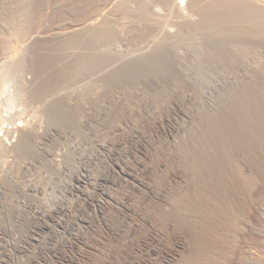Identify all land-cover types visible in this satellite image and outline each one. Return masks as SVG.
Wrapping results in <instances>:
<instances>
[{
	"label": "rangeland",
	"instance_id": "374dc122",
	"mask_svg": "<svg viewBox=\"0 0 264 264\" xmlns=\"http://www.w3.org/2000/svg\"><path fill=\"white\" fill-rule=\"evenodd\" d=\"M91 1L93 4H97L103 0ZM91 1H89L90 5L92 4ZM169 1L143 0L144 11L147 9L145 11L147 15H151L149 17L156 21V23L152 21L154 26L152 22L151 24L149 21L139 20L141 18L136 15L138 11H135V9L139 10L137 9L139 8V3L136 0H126L125 2L128 5L124 3L112 6L106 18L109 23L112 22L111 24L106 23L110 36L108 35L109 38L107 40L100 41L97 45L99 46L97 47L98 51H101L105 58L99 60L101 62L97 60L91 66L92 68L83 69L77 74L74 73L73 76L69 75L70 77L66 76L68 79L64 78L60 83L58 82L60 85L57 83L58 85L55 84V86L51 89L48 88L49 90L46 91L47 86H50L48 83H50L56 73L53 70L56 69L57 71L58 69L56 64L61 62L62 65L64 63L70 65L71 57L86 48L84 46L85 43H82L83 41L69 45V42L66 43L63 36L51 37L47 32L60 23H66L69 20H71L69 22H72V18L73 20L76 19L74 18L75 15L77 18L85 15L81 13L83 7L79 8V5H83L84 2L80 0H0V22L2 23L4 22L1 21L3 17L7 19L8 9L16 7L18 2L25 5L24 7L27 11L24 27L20 28L18 22L13 21V23L10 19L6 20V25H4L5 23H0V41L7 44L4 50L6 52H0L3 57H0V114L3 112L2 116L6 114L9 116V119L6 117L7 121L13 122L8 123L5 120L2 123L1 126H4V128L1 129L2 131L0 130V136H4L2 132H4L6 127L13 130L10 127L16 125V123L19 124V122L21 125H19L20 127L18 126L19 128H23L24 131L31 130L30 133L25 131L31 138L30 146L28 145L31 148L27 147V150L26 147L25 149L23 148V153L21 151L16 157L13 154H8V159H5L7 162H14L12 165L16 168L15 177H17L19 182H24L22 184L26 186V188L23 186L22 189L25 188L26 191L33 181L35 183H31L32 185L37 182L41 186L40 188L36 184L40 189L37 190V194L34 193L35 196L32 194L35 190L29 189L32 192L29 190L26 192H30L37 200L39 198L40 202L37 201L39 206L41 204L42 207L45 206L50 211L52 210V216L49 220V224H51L49 225V230L51 231L49 237L53 256L51 257L52 264H161L163 262V254L170 255L167 264H177L184 253V250L176 244L180 243L181 235V243L184 241L186 244H184L185 248L194 247L195 243H201V240L198 241L200 239L198 238L199 236L194 238V236L188 235L185 231L182 232L183 230L178 225H172V228L161 216L164 208V205H162L165 198L164 195L167 196V191H174L176 188V182L173 181L174 178L170 173L168 176L166 174L172 168L173 170L178 169V166H176L178 164H175L176 159L172 152L182 141L190 143L188 139L191 136L198 134L197 136L200 137L199 144L204 145L203 148L208 143V145L210 144L209 146L213 144L212 146L214 147H222L223 145L231 150H238L237 152L241 153L238 160L245 167H250L249 162H251L247 154L248 150H252V147H255L254 144H256L257 149L261 147L260 150L263 154L259 153L258 155L259 161L263 162L262 165H264V140H261L264 139V71L259 70L255 74L248 70L243 72V69H239V71L235 64L231 66L227 64L229 69L224 63V66L222 65L224 70L219 67L214 71V69L209 67L208 63L204 67L203 62V65L200 63V58L205 52L203 43H207L208 40L206 39V41L203 35L201 37V34L193 33L195 34L193 35L186 30H181L179 27L182 19H190V15L193 16L191 19H196L198 15L192 12L186 0ZM125 4L126 6L123 9L122 7ZM89 7L88 9H91L93 6ZM126 7L129 8V11ZM86 10L85 8L84 13L88 14L90 10ZM75 11L77 14L78 12L79 14L81 13V15L78 17L77 14H74L76 13ZM9 20L11 22H8ZM10 23L14 25L12 26ZM155 24L157 25L155 26ZM141 26L144 27L142 28ZM12 29L16 30L15 33L14 31L12 33ZM19 29L20 33H17ZM177 29L179 30L178 32ZM156 30L157 32H155ZM166 33L167 35L170 34L168 40L171 42L172 49L174 48L172 51L176 52L179 59L181 58L180 61L182 60L180 64L185 63L184 66L180 65V69L176 68L175 65L161 67V64L159 63L158 65L157 61V63L148 62L145 65L140 60L142 54L150 56L153 50L159 52L157 50L158 39L165 36ZM109 39H112V42H109ZM16 44L18 48H16ZM79 44L82 45L80 46ZM13 45H15L14 48ZM78 45L79 47H77ZM151 46L156 49H152ZM80 47L83 50H80ZM162 49H160L161 55L167 57L166 55L168 54L169 58L168 50L165 49L162 52ZM149 51L151 52L149 53ZM156 51L154 53H157ZM105 59L107 60L106 62ZM194 60L195 62H193ZM104 64L106 65L104 66ZM200 65L202 66L201 68H199ZM233 67L237 69H233ZM62 68L65 67L63 66ZM201 70L206 72L203 73ZM234 70L235 72H233ZM250 73L253 74L250 75ZM246 74L248 76H245ZM249 75L257 77L254 76L255 78L253 77V79ZM236 76L240 80H237ZM236 81L238 82L237 84L235 83ZM38 87L39 89H41L40 87H46L43 91L47 93H41L42 95L37 96L34 92H36L35 90ZM255 87L258 88L255 89ZM246 93L248 96H246ZM167 100H169V105L175 101L186 102L183 104L185 106L182 107L184 109L182 110L188 112L190 118L186 119L175 110H172L173 108L168 105ZM246 100L249 102L247 103ZM239 102L240 105L238 104ZM54 104L60 106L65 104L70 107L72 111L70 115L72 116H70L69 120L65 119L67 121L60 122L61 119L55 120L56 118L53 119L51 117L50 112L47 111L48 109L50 111V105L53 106ZM207 112H210V115ZM164 114L165 116H170V121L159 120V117L164 116ZM10 116L14 118L12 119ZM258 116L260 118H257ZM170 122L172 125L177 126L178 129L180 128L179 131L178 129H172ZM192 132L195 134L191 135L193 134ZM13 133V136L10 134L11 138L9 136L11 141L8 138L4 139L7 144L8 142L9 144L11 142L14 143L18 138L19 132L15 131ZM133 135L136 137L134 138ZM211 135L212 138L216 137V135L217 137L212 139L210 138ZM254 135L256 138L258 137V142ZM217 143L219 144L218 146ZM259 143H261V146ZM241 155L244 156L242 157ZM164 161L167 162L166 165ZM122 167L129 170L133 169L135 175H137L138 183H135L129 175L121 173ZM216 167L213 168L216 170L214 172L219 174V168L215 169ZM7 168L9 170V166ZM214 172L213 175L216 177L222 174L221 172L217 176ZM26 182H29V184ZM43 185L46 187L44 188ZM255 191L254 196L257 195V190ZM19 197L21 198H19L20 209L16 211L18 216L12 218L16 221L9 216L11 225L9 223L8 225L11 228H16V223L20 225V230L18 231L20 232L19 236L21 235L20 241L25 246V250L23 249L24 254L21 253V258H25L24 261L28 263L31 245L28 248L26 246L30 244V240L35 234V231L32 230L34 220H31V215L22 206L30 199V196L27 197L25 193H22ZM23 197H27V200ZM39 206L38 208L40 209ZM45 207L44 209H46ZM255 209H257L256 202L250 200L245 203V212H253ZM28 215L30 219L27 218ZM0 219L3 227L5 217L2 218L1 216ZM254 225L257 226L255 221ZM180 230H182V233ZM45 232H40L39 236H47L48 233L46 232V234ZM185 233L188 237L183 236ZM35 235H38V233ZM242 243L249 242L244 241ZM34 245L36 247L37 243H34ZM243 247L246 249L248 246ZM250 250H253V248L250 247ZM24 261H22L23 264H27ZM226 264H237V262L231 258Z\"/></svg>",
	"mask_w": 264,
	"mask_h": 264
},
{
	"label": "bare ground",
	"instance_id": "6f19581e",
	"mask_svg": "<svg viewBox=\"0 0 264 264\" xmlns=\"http://www.w3.org/2000/svg\"><path fill=\"white\" fill-rule=\"evenodd\" d=\"M21 1H24V0H21ZM80 1H83L84 3H86L85 6H83L84 5L83 2H81V3H83V5L82 4L79 5V8L83 7L82 8L83 11L81 13L82 14H85V15H82V17H81L80 16L81 13L79 14V12H78V14H77V12L75 11L76 13H74V14H77L78 17L80 16L79 18H77L76 15H75L74 18H76V19L73 20V18H72V22H69V21H71V20H69V21H67L68 23L67 22L66 23L63 22L62 24L60 23L61 25L59 24L58 26L53 27L47 33H48V35H51V37L52 36H59V37L60 36H63L65 38L66 43L69 42L68 43L69 45L72 44V43L75 44L77 42L80 43L81 41H83L82 43H85L84 46H86L87 49L85 48V50H83V49H81L82 47H80V50H83V51H81V52L77 51L79 53L76 52L77 54L76 55H73V57H71L70 65L69 64L67 65L66 63H64V65H62L61 62L59 63V60H58V63L61 64L62 67L64 66L65 68H62L61 65L56 64L58 66L56 68H58V69L61 68V69H59V70L57 69V71H56V69L53 70L56 73H55L54 76L52 75L53 76L52 79L50 78L51 79L50 80V83H48L50 86H47L46 91H48L53 86H55V84L58 85L61 82V80H63L64 78H66V76H69V75L70 76H73L74 73L77 74L80 71H82L83 69L87 70L89 67L93 66V64H95L97 62V60L99 61V60H101V59L103 60V58H105L104 55H102L103 53L101 51L100 52L98 51V48L97 47H99V46H97V45H98V43L100 41L103 42L104 40H107L109 38L108 37L109 30L107 29V26H106L109 23L106 20L107 13L109 14V10L112 8V6L114 7V5L116 6V5H119V4L122 5V4L126 3L125 2L126 0H103L102 2L97 3V4H93V2L91 0H87V2H85L86 0H80ZM89 1L92 2V4H91L93 6V7H91V9L93 8L92 11H91V9H88V7L91 6ZM136 1L139 3V6H138L139 8H137L139 10H136L135 9L136 12L138 11L136 13V15L139 18H141V19H139V18L138 19L140 21L141 20H143V21L146 20V21H149V23H151L152 21H154V23H156L155 19H153L152 17H149L151 15L148 16L147 15V12H145L147 9L144 11L145 6H144L143 0H136ZM164 1H166V0H164ZM168 1L169 0H167V2ZM186 1H187L188 7L192 10V12L195 15H198V16H196L197 17L196 19L195 18L194 19H191L193 16L190 15V17H191L190 19H187V18L185 20L182 19L183 21L182 20H181L182 22L180 21V23H179L180 25L179 24H177V25H179V27H180L181 30H186L187 32H190L191 34H193V33L201 34V37L203 35V37L205 38V40L206 39L208 40V42L206 43L202 39L205 42V44L203 43V45H205L204 46V48H205L204 51L205 52L203 53V56L200 58L201 59L200 60L201 62L200 61H198V62H200L201 64L203 62L204 67H205V65H208L209 64V67H211L212 69H214V71H215L216 68H219V67L223 68V70H224V67L223 66L224 65L227 66V64H228V66L229 65L231 66V65H234L235 64L236 67L238 68V70L239 69H241V70L243 69L242 70L243 72H245V71L248 70L249 72H253L255 74L259 70H263L264 71V0H186ZM25 4H28V3H25ZM126 4L122 7L123 9L126 6ZM168 4H170V3H168ZM14 6H15V4H14ZM24 6L25 5H23L20 2H18V4H17L16 7H14V8L12 7V8H9L8 9V11H7V17H6V13L4 14L5 17L7 19H10L12 22L13 21L14 22L15 21L18 22V25L20 26V28L21 27H24V23L26 22L25 20L27 18V11H26V9H25ZM70 6H71V4H70ZM127 7H129V6H127ZM171 7H172V5H171ZM85 8L87 9L86 11L90 10V11H88L89 12L88 14L86 12L84 13V9ZM82 9H79V10H82ZM127 9L129 11V8H127ZM27 10H28V8H27ZM116 11H117V9H116ZM120 11L122 12L121 9H120ZM169 11H170V8H169ZM3 12H5V11L3 10ZM110 14H112V13H110ZM187 16H189V15H187ZM134 17H135V15H134ZM0 18H1V16H0ZM155 18H157V17H155ZM3 19H5V18L3 17L1 21H4V22L3 23L0 22V23L1 24H4L5 23L4 25H6V23H7L6 20L7 19H5V20H3ZM157 19H159V18H157ZM10 20L8 22H11ZM111 23H109V24H111ZM141 23H143V22H141ZM154 23H153V26H154ZM10 24L12 25V23H10ZM158 24H159V22H158ZM139 25H141V24H139ZM156 25L157 24H155V26ZM164 26H165V24H164ZM179 27L177 26V28H179ZM11 28H13V27H11ZM21 30H24V29H21ZM157 30L155 32H157ZM11 31H12V33L14 31V33H15L16 30H13L12 29ZM144 31L146 32L145 29H144ZM178 31L179 30L177 29V32ZM177 32H176V34H177ZM17 33H20V29H19V32H17ZM154 34H156V33H154ZM159 35H161V34H159ZM162 35H163V33H162ZM169 35H167V33H166L165 36L160 37V39H158V43H157L158 44L157 45L158 48H157V50H159L160 53L157 52L156 50H153V53L150 56L147 55V54H145V55L142 54V56L140 55L141 56V59L140 60L145 65L148 62L149 63H154V62L157 63L158 62L157 64L159 65V63H160L161 64L160 65L161 67H163V66L164 67L165 66L168 67V65H170V66L175 65L176 68H178V69L181 68L180 65L182 63L180 64V62L182 60L180 61L181 58L179 59L178 58L179 56L177 57L176 52L175 51H172L174 48L172 49V47L170 45L171 42H170V40H168L170 38ZM178 35H180V34H178ZM193 35H195V34H193ZM35 36H31V37H35ZM146 36H148V35L146 34ZM155 36H157V35H155ZM173 37H175V36L173 35ZM64 38H63V40H64ZM110 38H112V37H110ZM152 38H154V37H152ZM111 40L109 39V42ZM148 41H149V39H148ZM152 41H153V39H152ZM27 43H28V40H27ZM107 44H108V41H107ZM5 45H7V44H5V43H3V42L0 41V52L1 53L6 52V51H4L5 50V47H6ZM9 45H8V47H10ZM79 45L77 47H79ZM14 46L15 45H13V48H14ZM19 46H21V45H19ZM146 47H148V46H146ZM16 48H18V45H17ZM153 48L156 49L154 46L152 47V49ZM162 48H164V49H162ZM19 49H21V48H19ZM95 49H97V50H95ZM150 49H148V50H150ZM160 49H162V52L165 49L168 50L167 52H169L170 57L168 58V54L166 55L167 57H165V55H161ZM78 50H79V48H78ZM151 51H149V53ZM155 51L157 53H154ZM201 52H203V51H201ZM164 53H166V52H164ZM0 57H2V54H1ZM189 58H191V57H189ZM197 59L199 60V57ZM138 60H139V57H138ZM106 61L107 60L105 59V62ZM99 62H101V61H99ZM184 62H185V59H184ZM193 62H195V60ZM223 63H224V65H223ZM65 64L68 66L67 68H66ZM107 64H109V63H107ZM105 65L106 64H104V66ZM182 65L184 66L185 63L182 64ZM35 67H37V66H35ZM188 67H189V65H188ZM201 67L202 66L200 65L199 68H201ZM234 67H233V69H237V68H234ZM206 68H208V67L206 66ZM204 72H206V71H204ZM225 72H226V70H225ZM233 72H235V70ZM182 73H184V72H182ZM253 73H250V75L253 74ZM236 74L238 76V73H236ZM236 74H234V75H236ZM239 74H240V72H239ZM258 74H260V73H258ZM35 76H33V77H35ZM237 76H236V78H237ZM245 76H248V75L246 74ZM38 77H40V76H38ZM238 77H240V76H238ZM253 77L250 76V78H253ZM255 77H257V76H255ZM260 77H263V76H260ZM66 79H68V78H66ZM194 79H197V78H194ZM205 79H207V78H205ZM238 79L240 80V78H237V80ZM233 80L235 81V79H233ZM250 80H252V79H250ZM235 83L237 84L238 82L236 81ZM40 88L41 89H39V87H38V89L36 88V90H35L36 92H34V93L37 94V96L40 95L41 93L43 94V93L46 92V91L45 92L43 91V90H45L46 87H43V88L40 87ZM59 88H60V86H59ZM257 88L255 87V89H257ZM162 90H163V88H162ZM240 90H242V89H240ZM246 91H249V90H246ZM140 92H142V91H140ZM141 94H143V93H141ZM212 94H214V93H212ZM248 94L246 96H248ZM229 95H231V94H229ZM227 97H228V95H227ZM251 97H253V96H251ZM262 98H263V96H262ZM234 99H236V98H234ZM167 101H168V105H169V100H167ZM234 101H236V100H234ZM244 101H242V103H244ZM260 101H261V99H260ZM246 102H247V100H246ZM185 103L183 101H175V102L171 103V105H169V106H171L173 108L172 110H175L176 112H178L179 114H181L182 116H184L186 119H189L190 118V115H188L189 113L183 111L184 109L182 108L183 106H185V105H183ZM238 104L240 105V102ZM260 104H261V102H260ZM251 106H252V104H251ZM262 106H260V107H262ZM50 107H48V108H50V111L48 109L47 112H50L51 117L53 119L56 118L55 120L61 119V120H64V121H61L60 120V122H65V121H67L65 119H68L69 120L70 116H72V115H70V113H72V111L70 110V107L67 106V105H65V104L63 106H60V105H57V104L55 105L54 104L53 106L50 105ZM248 108H250V107H248ZM168 109H170V108H168ZM214 110H215V108H214ZM232 111H233V109H232ZM2 113L3 112H1V114H0V130L2 128H4V126H1L2 123H4L5 120H6V122L9 121V120L7 121V119H6V117L9 119V116H7L6 114L4 116H2ZM207 113L210 115V112H207ZM200 114H202V113H200ZM208 114H206V115H208ZM256 114H258V113H256ZM10 118H12V117L10 116ZM159 118H160L159 119L160 121H164V120H169L170 116L169 115H166L165 116V114H164V116L162 115ZM257 118H260V117L258 116ZM10 121H11V119H10ZM206 122H208V121H206ZM254 122H256V121H254ZM8 123H13V122H8ZM214 124H216V123H214ZM219 124H220V122H219ZM260 124H261V122H260ZM19 125H20V122H19V124L16 123V125L11 126L10 128H13V130L9 129V127H6V129H4V132H2V134L5 136V138H3L4 136L3 137L0 136V217L1 216H2V218L5 217V221H4L3 227H2V225L0 223V225H1V227H0V264H23L22 261L25 260V258L24 259L21 258V256H22L21 253H23V251L25 250L24 249L25 246H23L22 243H21V241H20V236L21 235L19 236L20 232H18L20 230V225L16 223V226H15L16 228H11V226H9V225H11L10 224V221H9L10 220L9 219V216L11 217V219L13 217L15 218V217L18 216V212H16V211H18L20 209L19 208V206H20L19 205V200L21 198L19 196L22 195V193H25L27 195V197L30 196V199H28V200L26 199L27 197L26 198H24L25 196L23 197L27 201L25 200L26 203L25 204H22V206H24V208L27 209V212L29 213V215H31V217L28 215L27 218L30 217L31 220H34L33 221V224H32L33 225L32 226V228H33L32 230L35 231L34 232L35 234L38 233V235H35L34 234V236L32 237V239L30 240V244L28 243L29 245L26 246L28 248L31 245L30 246L31 247V250L29 248L30 257H29V259L27 258L29 260V262L27 263V261L26 262L24 261V263H27V264H52L51 257H53V256H52V248H51V242H50L51 239L49 237L50 236V232H51L49 230V225H51V224H49V220H50V218L52 216L51 215V211L52 210L50 211V209L46 208L45 206L44 207L46 209H44V207H42L41 204L39 206V204L37 202V201H39V198L37 200L34 197L35 194H37L36 192H38L37 190H39L41 188V186L38 185V183L36 182V184L38 186H40V188H38L36 186V184L35 185H32V184L35 183L34 181H33L34 183L30 181L32 184L30 183V185H29L30 187L27 190H29V189L30 190H33V191L35 190V192L32 193L34 196H32V194L30 193L32 191L29 190L30 191L29 193L26 192L27 191V190L25 191L26 186H25V184L24 185L22 184L24 182H22V183L19 182L17 180V177H15L16 168H14V166L12 165L14 162L13 163L12 162H7V160L5 159V158H7V155L8 154H13L15 157L18 156V154H20V152L23 150V148L25 149V147H26V150H27L28 149L27 147L30 146V141H31L30 140L31 139L30 136H28L25 133L26 130L24 131L23 128H19L21 126V125L20 126ZM208 125H210V124H208ZM170 126H171L172 129H175V130L178 129V127L175 126V125H172V123L170 124ZM156 127H157V125H156ZM234 128H235V126H234ZM179 129H178V131H179ZM203 129H204V127H203ZM15 131L19 132V136L15 140L14 143L11 142V144H9L8 140L11 141L10 138H11V136H13V134H14L13 132H15ZM30 131H26V132L30 133ZM214 131H215V129H214ZM10 134H12V135L10 136ZM194 134L195 133H193L191 135H194ZM209 134H211V133L209 132ZM197 135L196 136H191L190 138L188 136V138H189L188 140H189L190 143H188V141L186 140L187 138L185 139V141H187V143L186 142L184 143L182 141L184 139L183 138L181 140L182 142L179 144V146H176L174 148V151L172 149V151H173L172 153H174L173 155L175 156V159H176L175 160V164H178L176 166H178L177 168L179 169V171H178V169H175L174 168L175 170H173V168H172L170 171H168V173H166L167 176L170 173L171 176L174 178L173 181L176 182V188H175L174 191L173 190L172 191L170 190L171 192L170 191H167V193H168L167 196L164 195L165 198H164V202L162 204V205H164V208L162 209V214H161L162 218L165 220V222L169 226L172 227V225H178L183 230V231L180 230V232L181 231L182 232L185 231L186 233H188V235L190 234V235L194 236V238H196L197 236H199L198 238H200V239H198V241L201 240L200 241L201 243H195V246L194 247L185 248V245L186 244L184 243V241H183V243H181V238H182V235H181L182 232H181L180 233L181 238L179 240L180 243L177 241L178 243H176V244L180 248H182L184 250V253L180 257V260H178V263L177 264H226V262L228 260H230L231 258L234 259V260H236L237 264H264V167H263L264 165H262L263 162L261 163L259 161V155H258L259 153H262V151L260 150L261 147L260 148L258 147V149H257L256 144H254L255 147H252L254 150L252 148H251L252 150H248V153L247 154H248V156L250 157L251 160L250 159H246V160H250L251 162H249L250 167H245V166H243L240 163V160H238V157L241 154L240 152H237L238 150H235L234 151V150L229 149L228 147H224L223 145H222V147H219L218 146L219 145L218 143H217V146L218 147L212 146L213 144H211V146H209L210 144L208 145V143H207V146L203 148L204 145L199 144V141H200L199 138L200 137L197 136ZM212 135H211L210 138H212ZM214 135H215V133H214ZM9 136H10V138H9ZM135 137L136 136H134V138ZM216 137H217V135H216ZM216 137H213L212 139H215ZM7 138H8V140H6V141L8 142V144L4 141V139H7ZM255 138H256V136H255ZM257 138H256V140H257ZM204 139H206V138H204ZM256 140H255V142H256ZM261 140L263 141L264 139H261ZM257 142H258V140H257ZM204 143H206V142H204ZM259 144L261 146V143H259ZM215 146H216V144H215ZM252 146H253V143H252ZM246 147H247V145H246ZM29 148H31V147H29ZM245 152H247V151H245ZM22 153H23V151H22ZM169 153H171V152H169ZM241 156L243 157L244 155H241ZM11 158H13V157H11ZM158 159H159V157H158ZM13 160H11V161H13ZM164 162H165V165H166L167 162L166 161H164ZM7 166H9V170H8ZM215 166H217L215 169L219 168L218 170L220 171V173L222 172V174L219 173L220 175L217 173L219 175V177H216V176L213 175V172L216 171V170L213 169ZM219 171H217V172H219ZM134 172L135 171L133 169L129 170L128 168H123V167L121 168V173L129 175L131 177V179L135 183L136 182L138 183V180L136 178L137 175H135ZM214 174H215V172H214ZM217 174H215V175H217ZM26 183L29 184V182H26ZM21 184H22V187H21ZM39 184H40V182H39ZM23 186L25 187L24 189H22ZM43 187L45 188L46 186L43 185ZM166 189H168V188H166ZM255 190H257V195L256 196L253 195L254 192H256ZM250 200L257 203V209H255L253 212H248L247 213V212H245V203L246 202H249ZM35 205H38L40 207V209L38 208V206H35ZM154 207H156V206H154ZM15 213H16V216H15ZM12 220H15V219H12ZM254 221L257 223V226L254 225ZM8 223H9V225H8ZM167 224H165V225H167ZM21 225H23V224L21 223ZM12 227H13V225H12ZM33 231H32V233H33ZM40 232H45L47 234V236L44 233L43 234L45 236H39V233ZM186 233H185V235H186ZM185 235H183V236L184 237H188L187 235L186 236ZM192 236H191V238H192ZM177 237H176V239H177ZM191 238H189V239H191ZM187 240H188V238H187ZM193 240L195 241V239H193ZM239 241H240V243H239ZM244 241L249 242V243H242ZM34 243H37V246L36 247H35L36 244L34 245ZM188 245H189V243H188ZM243 246H248V247L246 249H244ZM250 247H252L253 250H250ZM152 249H153V247H152ZM25 253H27V252H25ZM27 256H29V255H27ZM169 256L170 255H168V254H166V255L163 254L162 255V261L163 262L161 264H167L168 263V257Z\"/></svg>",
	"mask_w": 264,
	"mask_h": 264
}]
</instances>
